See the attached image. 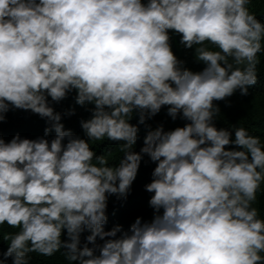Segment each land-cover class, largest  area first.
Wrapping results in <instances>:
<instances>
[{
  "label": "clouds",
  "instance_id": "clouds-1",
  "mask_svg": "<svg viewBox=\"0 0 264 264\" xmlns=\"http://www.w3.org/2000/svg\"><path fill=\"white\" fill-rule=\"evenodd\" d=\"M253 2L0 0V264H264V137L217 123L259 82ZM142 164L151 218L109 228Z\"/></svg>",
  "mask_w": 264,
  "mask_h": 264
},
{
  "label": "trees",
  "instance_id": "trees-1",
  "mask_svg": "<svg viewBox=\"0 0 264 264\" xmlns=\"http://www.w3.org/2000/svg\"><path fill=\"white\" fill-rule=\"evenodd\" d=\"M258 18L264 20V0H254L250 6ZM179 37H173V46L177 51V54L184 58L188 56L190 66L194 69H198L201 65L192 63L191 55L186 54L181 49L178 43ZM259 82L254 87L250 88L249 95L241 96L237 92L230 98L231 106H226L228 102H220L222 110V117L218 119L217 123L221 127L245 126L252 133L264 137V55L261 56V65L259 66ZM71 103L66 101L65 104ZM157 121L164 119L163 113L158 116ZM67 125L75 128L79 131L78 117H73L71 120L66 121ZM181 123V122H177ZM45 122L38 116L32 115L29 112L24 111H12L8 113V120L3 125V135L6 139L19 132L22 136H28L35 138L36 136L43 134ZM169 118L168 127H174ZM143 136V131L141 132ZM147 160V157H145ZM154 168L152 164H142L140 173L137 180L133 185V191L130 195L127 203L121 206L115 202V197H112L109 204L110 221L108 227L110 228L114 223H122L125 227H128L132 221L138 215H143L146 219L151 218L152 209L148 206V199L150 193L144 190V185L151 180V172ZM258 204H264V195L260 197ZM113 210L116 211L114 216L111 215ZM4 231H16L15 229H9L6 226ZM7 247V244H4ZM33 264H67L61 253H56L52 257H42L37 254H33Z\"/></svg>",
  "mask_w": 264,
  "mask_h": 264
}]
</instances>
